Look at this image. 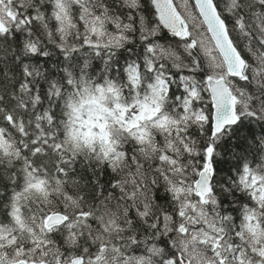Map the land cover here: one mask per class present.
I'll use <instances>...</instances> for the list:
<instances>
[{
    "label": "snow or ice",
    "instance_id": "obj_1",
    "mask_svg": "<svg viewBox=\"0 0 264 264\" xmlns=\"http://www.w3.org/2000/svg\"><path fill=\"white\" fill-rule=\"evenodd\" d=\"M242 119L264 0H0V264H264V137L218 179Z\"/></svg>",
    "mask_w": 264,
    "mask_h": 264
},
{
    "label": "trees",
    "instance_id": "obj_2",
    "mask_svg": "<svg viewBox=\"0 0 264 264\" xmlns=\"http://www.w3.org/2000/svg\"><path fill=\"white\" fill-rule=\"evenodd\" d=\"M165 35H168L165 30ZM139 51V47H137ZM86 57H81L85 59ZM98 62V58L93 60L92 63ZM111 125V120L105 119V132L107 136L104 138V142L107 144L112 138V132L108 131ZM260 137H264V122H257L251 119H242L238 125L233 129V134L227 137L220 146V152L222 155L217 158L218 179L223 181L229 176V169H232L235 173V165L238 162L239 157L252 156V151L256 146V141ZM87 141L93 145L99 143V135L91 132L87 136Z\"/></svg>",
    "mask_w": 264,
    "mask_h": 264
},
{
    "label": "rangeland",
    "instance_id": "obj_3",
    "mask_svg": "<svg viewBox=\"0 0 264 264\" xmlns=\"http://www.w3.org/2000/svg\"><path fill=\"white\" fill-rule=\"evenodd\" d=\"M103 106L105 108H107L109 111L112 107L109 104H105ZM152 114L155 115L157 113L153 112ZM124 116H127V113H123L122 116L120 117V119H123ZM147 118H149V114H148V111L146 110V112L142 114V119H147ZM79 119H83V120L87 121L84 128L81 129L82 131L87 130L88 128H91L92 132L98 134V129H99L100 123H103L104 131H105V119H106V117L104 115H100L99 117L92 116L91 118H89L87 115H83V116L79 117ZM98 121H99V123H98ZM77 127L79 128L80 125L77 124Z\"/></svg>",
    "mask_w": 264,
    "mask_h": 264
}]
</instances>
